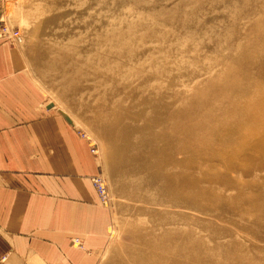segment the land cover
<instances>
[{
  "label": "rangeland",
  "instance_id": "374dc122",
  "mask_svg": "<svg viewBox=\"0 0 264 264\" xmlns=\"http://www.w3.org/2000/svg\"><path fill=\"white\" fill-rule=\"evenodd\" d=\"M263 27L264 0H0V39L16 48L48 110L67 114L85 137L106 182L110 220L99 264H142L139 256L157 264L156 245L174 236L190 256L208 253L206 264H264V168L232 171L226 191L207 183L224 192V203L184 195L174 205L150 172L136 169L134 151L120 160L112 154L118 143L133 149L135 136L121 143L118 132L141 126V110L149 117L155 108L187 110L194 98L221 91L210 89L212 81L237 79ZM248 54L249 73L261 83L242 104L264 90V47ZM174 248L167 251L178 254Z\"/></svg>",
  "mask_w": 264,
  "mask_h": 264
},
{
  "label": "crops",
  "instance_id": "0c3cea01",
  "mask_svg": "<svg viewBox=\"0 0 264 264\" xmlns=\"http://www.w3.org/2000/svg\"><path fill=\"white\" fill-rule=\"evenodd\" d=\"M44 98L1 40L0 264H99L110 209L92 185L97 159Z\"/></svg>",
  "mask_w": 264,
  "mask_h": 264
},
{
  "label": "bare ground",
  "instance_id": "6f19581e",
  "mask_svg": "<svg viewBox=\"0 0 264 264\" xmlns=\"http://www.w3.org/2000/svg\"><path fill=\"white\" fill-rule=\"evenodd\" d=\"M256 37L255 43L251 41L252 44H249L244 52L239 73L235 74L237 79L228 81L225 78L220 82L210 83V89L221 91L205 99L194 98L187 110H173L162 115L157 112L158 108H155L151 117L141 110L142 112L136 115L138 120L144 122L141 126L127 127L118 132L121 143L128 141L132 136H135L136 142L132 150H126L123 144L118 143L112 150L113 156L120 160L124 159L127 151H134V159L137 160L136 169L147 170L153 180L162 184L166 191L162 197L166 203L175 205L178 203L175 199H181L184 195H188V198L182 200L207 199L224 203L225 195L222 194L224 192L220 190V193L217 187L206 185L207 183L219 184L226 191L230 188L227 181L232 171L240 169L244 175H250L254 166L257 170L264 168V90L253 92V97L242 104V99L252 92L250 88L253 87V82L261 83L260 75L253 76L249 73L254 56L246 55L251 49L264 47L263 35ZM220 101H223L221 102L223 105L219 103ZM148 105L144 101L140 107ZM65 119L72 124L67 114ZM158 142L163 145L157 146ZM178 155H181L182 159H179ZM204 161L207 163L203 164ZM198 170L202 173L195 176L192 171ZM221 177L223 178L220 179ZM237 198L239 196L234 201H237ZM256 207L253 203L248 210L241 212V215L247 216ZM262 208L259 210L264 215V205ZM174 239L175 241H168L162 238L156 245L157 264H201L202 261L204 263L208 261V253L204 256L192 253L190 256V252L179 250L183 246L178 245L182 240H177L175 236ZM76 244L81 247L80 243ZM170 244H173L175 247L173 251L179 255L167 251ZM138 259L142 264H146L141 256Z\"/></svg>",
  "mask_w": 264,
  "mask_h": 264
},
{
  "label": "built area",
  "instance_id": "2783aa9c",
  "mask_svg": "<svg viewBox=\"0 0 264 264\" xmlns=\"http://www.w3.org/2000/svg\"><path fill=\"white\" fill-rule=\"evenodd\" d=\"M93 185L100 198L101 204L103 206H108L110 203V196L105 180L101 176H96L93 179ZM75 242H78V240H75Z\"/></svg>",
  "mask_w": 264,
  "mask_h": 264
}]
</instances>
